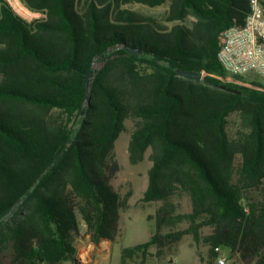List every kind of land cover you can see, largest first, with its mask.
<instances>
[{"label":"trees","instance_id":"1","mask_svg":"<svg viewBox=\"0 0 264 264\" xmlns=\"http://www.w3.org/2000/svg\"><path fill=\"white\" fill-rule=\"evenodd\" d=\"M20 1L42 17L26 21L0 0V263L81 264L82 224L92 245L117 240L132 191L112 185L114 147L131 115L129 162L150 151L141 201L159 206L155 232L122 248L121 264H144L152 246L160 259L186 236L213 260L218 248L264 264V88L217 60L248 0ZM128 4L168 8L159 21Z\"/></svg>","mask_w":264,"mask_h":264},{"label":"rangeland","instance_id":"2","mask_svg":"<svg viewBox=\"0 0 264 264\" xmlns=\"http://www.w3.org/2000/svg\"><path fill=\"white\" fill-rule=\"evenodd\" d=\"M125 8L133 11L140 12L146 16H151L159 21L163 20V17L167 11V5L164 4L159 7L150 8L139 4H128ZM100 61L94 64V68H99ZM255 83L261 82V79L253 80ZM139 125V120L129 115L124 122V130L120 133L115 142L114 157L119 164V172L112 181V185L116 191L121 194H125L129 190L132 191V197L128 202V209L121 213L120 219V234L117 240L110 245L108 258L110 264H121V250L122 248L131 247L137 244L147 242L156 230L154 220L149 219L152 216L156 208L159 206L157 202L144 203L142 202L143 193L148 183V170L151 166L149 161L150 151H147L144 159L137 165H131L128 158V142L132 131ZM239 129V118L237 114H232L228 117L227 132L230 136H234ZM245 196L249 200H257L258 195L254 191H247ZM183 212H189L190 206L186 199L182 201ZM81 236L76 243L77 257L82 253L83 248L90 251L91 262L94 261L93 252L90 248L91 242L89 236L86 235V228L81 225ZM211 233L210 228L201 230V238ZM82 248V249H80ZM85 251V250H84ZM156 249L154 246L150 248V252L153 254L148 257L144 264H216L215 259H211L209 254V248L203 241L196 243L192 236H186L180 243L171 249L167 250L164 257L158 259L154 256ZM222 254L227 259V264H235L234 260L228 258V253ZM5 257L2 258L0 264L5 263ZM65 264H72L68 261ZM128 264H135L134 262H128Z\"/></svg>","mask_w":264,"mask_h":264},{"label":"built area","instance_id":"3","mask_svg":"<svg viewBox=\"0 0 264 264\" xmlns=\"http://www.w3.org/2000/svg\"><path fill=\"white\" fill-rule=\"evenodd\" d=\"M12 10L26 21L42 17L39 12L29 10L20 0H5ZM250 11L242 26L225 29L219 38L217 60L222 68L233 77L261 79L264 88V0H248ZM97 245L90 248L95 249ZM85 250V251H84ZM216 264H227L226 257L218 248ZM82 253L88 250L83 248ZM78 255L81 264L87 263V256Z\"/></svg>","mask_w":264,"mask_h":264},{"label":"crops","instance_id":"4","mask_svg":"<svg viewBox=\"0 0 264 264\" xmlns=\"http://www.w3.org/2000/svg\"><path fill=\"white\" fill-rule=\"evenodd\" d=\"M110 243L106 242L104 240L100 241L97 246L95 247V251L92 253L94 257V261L90 258V251L88 250V254L82 253L83 257L87 256V263L88 264H110L109 257V249H110ZM82 249V248H80Z\"/></svg>","mask_w":264,"mask_h":264},{"label":"water","instance_id":"5","mask_svg":"<svg viewBox=\"0 0 264 264\" xmlns=\"http://www.w3.org/2000/svg\"><path fill=\"white\" fill-rule=\"evenodd\" d=\"M129 52H132L134 54H137L138 51L136 50H128ZM176 74L179 77H182L184 79H188V80H192V81H197V82H202L203 81V74H198V73H194V72H190V71H185V70H180V69H176ZM92 71L89 73L88 78L91 77ZM220 89L225 90L227 92H233L236 94H241L238 90L236 89H232L229 87H226L224 85L219 86Z\"/></svg>","mask_w":264,"mask_h":264}]
</instances>
